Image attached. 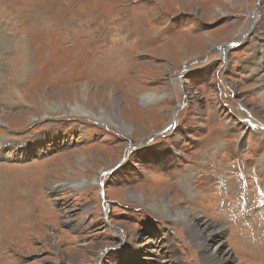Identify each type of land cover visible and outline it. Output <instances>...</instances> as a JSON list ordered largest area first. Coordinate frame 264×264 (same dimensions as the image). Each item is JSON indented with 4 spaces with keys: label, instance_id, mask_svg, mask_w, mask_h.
<instances>
[{
    "label": "rangeland",
    "instance_id": "rangeland-1",
    "mask_svg": "<svg viewBox=\"0 0 264 264\" xmlns=\"http://www.w3.org/2000/svg\"><path fill=\"white\" fill-rule=\"evenodd\" d=\"M0 23V264H201L150 208L175 194L224 264H264V0H0Z\"/></svg>",
    "mask_w": 264,
    "mask_h": 264
},
{
    "label": "bare ground",
    "instance_id": "bare-ground-1",
    "mask_svg": "<svg viewBox=\"0 0 264 264\" xmlns=\"http://www.w3.org/2000/svg\"><path fill=\"white\" fill-rule=\"evenodd\" d=\"M236 25H239L238 21L236 22ZM247 25H248V21H246V23L243 24L242 29L246 28ZM7 30L8 29L2 23H0V49H3V52L0 54V61H1V57H3L5 55V52L13 51V49L15 47L14 43H13V41H14L13 35L10 34V36H8ZM8 32L10 33V31H8ZM1 64L2 63H0V66H1ZM2 72H3V69L0 68V79L3 77ZM148 93H144V94H148ZM152 94L158 95L156 93H152ZM154 98L155 97H153L152 99H154ZM85 101H87V100H85ZM52 113H55V114H52ZM44 114L45 115H43V116H45V117L49 116V115H53V116L56 115L57 116V114L58 115L66 114V116H69V114H72V116L86 115V116H89L93 119L113 124L114 126L117 125L118 128H120L121 130H127L129 133L131 132L130 128H132L129 126V124H127L126 122H123V121H120V122L118 121L114 124L111 117L109 116V114L108 113L105 114V107L104 106H101L99 108V112L95 113L94 111L89 109L86 105H84L83 103H80V102H77L76 104H71V105H69V107L58 104L56 102L55 103L50 102V103H47V108L45 106ZM6 116H9V115L6 114ZM31 118H33V120H34L37 117L33 116ZM2 183H1L2 189H0V192H3V190H4L3 189L4 186ZM71 183H72L71 185L75 186V187H77L78 185L81 184L79 181L78 182H71ZM0 194H2V193H0ZM175 195H172L168 199V201H165V200L158 201L155 199V202H152L151 204H149V205H151L150 208L151 209L154 208L155 211H157V213L160 214V216L161 215L166 216V218H168V219H172V220L174 219L175 221H178L177 218H179V220L186 226V230L190 231L191 238L190 237L189 238L193 240L194 244L196 246H198V248L203 249V253H202L203 257L201 260V264H224L225 261L232 256L230 251H228L225 248L223 250H220V251L219 250H208L206 243H205L207 238L210 235L222 232L224 227L218 226V224H214L213 222H207V221L202 220V217L199 216V214H197L195 210H193L189 207L181 206ZM160 196H162V195H160ZM129 198L132 200H135L137 202H140V203L145 202V198L143 199V196L141 193L130 192ZM214 225H215V230H214ZM206 231H208L207 235H205Z\"/></svg>",
    "mask_w": 264,
    "mask_h": 264
},
{
    "label": "water",
    "instance_id": "water-1",
    "mask_svg": "<svg viewBox=\"0 0 264 264\" xmlns=\"http://www.w3.org/2000/svg\"><path fill=\"white\" fill-rule=\"evenodd\" d=\"M254 23H255V21H253L252 24H254ZM184 104H185V103H184ZM178 112H179V109L175 111V118L177 117ZM172 122H175V121H172ZM165 130H166V129H164L163 131H165Z\"/></svg>",
    "mask_w": 264,
    "mask_h": 264
}]
</instances>
